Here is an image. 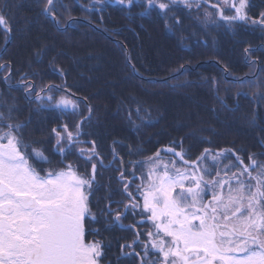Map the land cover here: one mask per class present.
Masks as SVG:
<instances>
[{
  "label": "snow or ice",
  "instance_id": "1",
  "mask_svg": "<svg viewBox=\"0 0 264 264\" xmlns=\"http://www.w3.org/2000/svg\"><path fill=\"white\" fill-rule=\"evenodd\" d=\"M139 2L93 0L92 5H83L75 0V5L89 11L93 8L102 11L106 3L131 9ZM144 3L141 16L158 8L165 27L173 35L190 31L191 36H198L195 28L186 25L177 14V6L183 5L188 10V19L194 21L213 44L217 40L212 35L214 28L227 27L233 35L239 24L259 25L264 29V10L257 13L259 18L250 15L251 0H216V3L211 0H144ZM36 4L38 22H51L56 32L69 40L70 34L79 32L85 21L93 31L97 30L89 17H74L73 6L63 0H36ZM9 8L7 3L0 8V25H4L6 32H11L4 15ZM193 11L197 13L195 16ZM58 12L65 17L63 20ZM128 16L131 19L132 13ZM100 20L103 23L102 15ZM102 30L128 53L126 45L116 39L119 35L116 29ZM189 38L182 34L177 37L184 47L188 46L185 41ZM55 40L52 37L51 45L41 44L34 50L36 63L44 62L55 47ZM201 43L207 45L209 40L202 39ZM255 50L249 45L244 52L250 57ZM60 55L63 53L58 52L57 56ZM57 56L51 57L49 68L60 77L59 84L44 82L38 71H22L0 57V83L8 89L5 94L4 88H0V264H101L102 259H107L105 249L110 242L86 241V234L99 236L115 228L134 234L130 241L120 237L125 242L119 244L116 264L121 261L126 264H264V161L258 159L264 152H248V164L231 147L205 148L194 160H189L185 157L190 156L191 151L185 150L183 139H179L171 141L176 147L165 146L146 159L129 160V168L116 146L127 147L129 156L144 149L142 146L133 149L125 141L113 138L109 145L111 159L105 163L106 157L100 150L103 134L95 116L96 106L88 97L72 91L67 79L71 70L58 65ZM126 62L137 71L130 57L126 56ZM249 63L255 66L261 61L253 58ZM186 71L182 64L174 75ZM223 71L226 78L232 75L226 65ZM13 73L19 74V80L14 79ZM36 76L40 77V84L33 79ZM235 82L242 86L231 96L236 104L242 96L264 100V92L260 91L264 80L254 73L251 79L235 77ZM248 84H254L257 91H244L243 86ZM13 89L23 92L29 108V115L23 120L18 116L23 109L18 97L12 94ZM129 99L135 100V97L129 96ZM217 100L224 108L237 110L235 104L229 105L224 97L217 95ZM121 108L137 129L140 125L133 121V111L142 123L145 117L141 112L149 111L139 102L132 108L123 100L117 111ZM210 110L217 111L215 107ZM49 121L55 126L49 127ZM34 122L35 127H32ZM249 123L256 126L255 118ZM36 131L46 136H35ZM201 131L215 133L216 129L209 126ZM200 139L212 143L208 137ZM261 140L264 148V138ZM164 155L176 159L165 161ZM71 156L76 160L69 159ZM228 156H233L236 163L218 167L221 158ZM177 160L182 166H177ZM205 161L212 162L213 167H208ZM232 168L237 171L231 172ZM106 169H115L118 173L115 177L118 188L112 189L111 177L107 183L103 181ZM137 169H141L139 176ZM126 172L132 179H127ZM136 180L140 182L135 183ZM117 192L127 200L113 199ZM113 204L122 207L114 209ZM129 215L141 219L135 224L123 223ZM145 223L151 224V230L142 232L136 227ZM97 224L102 227H95Z\"/></svg>",
  "mask_w": 264,
  "mask_h": 264
},
{
  "label": "trees",
  "instance_id": "2",
  "mask_svg": "<svg viewBox=\"0 0 264 264\" xmlns=\"http://www.w3.org/2000/svg\"><path fill=\"white\" fill-rule=\"evenodd\" d=\"M63 2L73 6L71 14L74 17H89L97 25V30L93 31L89 28L85 21L79 32L70 34L71 40H69L63 34L57 33L51 22H38L39 7L36 0H0V8H4L6 3L10 6L4 15L12 32L11 43L0 57L3 62H11L15 68L22 71H38L44 82L59 84L61 79L52 73L49 60L52 56H57L58 52L63 53L57 56L56 63L61 67L70 68V75L67 78L69 87H72V91L77 92L78 95L88 97L96 106L95 116L99 120L100 131L103 134L100 150L106 157L105 163L111 159L109 145L113 138L125 141L126 145H131L133 149L138 146L144 149L143 152L129 156L127 147L116 146L129 168H131V165L127 164L129 160L146 159L158 148L165 146L176 147L171 144V141L179 139H183L184 149L191 151V155L185 157L189 160H194L205 148L213 150L234 148L245 164L249 163L248 152H264V148L261 147V138H264V130H262L264 129V100L242 96L236 104L231 99L232 94L241 90L242 87L235 82V77L251 79L254 73L255 77L264 80V29L261 26L239 24L236 26L235 35L227 27L214 28L212 35L216 36L217 40L213 44L211 38L204 36L202 29L188 19V10L183 5L177 6V14L186 25L191 24L195 28L198 36H191L190 31L177 32L173 35L165 27V19L158 8L150 9L148 15L141 16L140 13L145 7L144 0L135 3L131 9L106 3L102 11H96L95 8L91 11L81 9L75 5V0H63ZM79 3L92 5L93 0H79ZM251 3L253 7L249 14L259 18L257 13L264 10V0H251ZM207 10L211 11V9ZM129 12L132 13L131 19L128 16ZM196 14L195 11L192 12L193 16ZM226 14L232 13L226 12ZM57 15L62 20L65 18L60 12ZM101 15L103 23L100 20ZM168 23L172 22L168 21ZM104 28L118 31L119 35L116 39L126 45L127 54L119 45L113 43L109 34L103 32ZM181 34L190 37L185 41L187 47H184L177 39ZM52 37L56 38L55 47L50 50L43 63H36L34 50L41 44L51 45ZM6 38L8 41L10 34L0 25V52L6 44ZM202 39H208L209 43L204 45L201 43ZM249 45L257 49L251 53L250 57L244 52ZM126 56L131 58L137 71L134 72L129 67ZM253 58L261 63L251 65L249 60ZM182 64L187 71L174 75L175 70ZM224 65L232 73L227 78L223 71ZM13 75L15 80H19V74L13 73ZM33 79L37 84L41 83L39 76ZM217 87L219 92L214 90V88L217 90ZM0 88H4L7 94L8 89L2 83ZM243 90L249 93L257 91L254 84L244 85ZM260 91L264 92V86L260 88ZM12 94L18 97V103L23 109L18 116L23 120L29 115L23 92L13 89ZM217 95L224 97L229 105L235 104L237 110L230 111L224 108L217 100ZM129 96L135 97V100L129 99ZM122 100L132 108H135L139 102L142 108L149 110L142 111L140 114L145 117L143 123L133 111L132 118L135 124L140 125L139 129L128 121L123 108L117 111ZM212 107H215L217 111H211ZM253 118L256 120V126H250L249 122ZM52 126L55 124L49 121V127ZM209 126L215 128L216 132L201 131L202 128ZM32 127H35V122ZM191 132H195L196 135H189ZM33 134L40 137L46 136V133L39 131ZM201 137L210 138L212 143L202 141ZM48 147H51V144ZM80 147L88 146L80 145ZM177 151H179L178 148ZM56 159L59 157L57 156ZM69 159L76 160V157L71 156ZM170 159L173 160V157ZM222 159L225 163H220L218 166L220 168H223L225 164L236 163L233 156L222 157ZM258 159L264 161V156H259ZM204 163L210 168L213 167L210 161ZM140 171L141 169H137V176L140 175ZM236 171L237 168L231 169V172ZM117 175L115 169H106L103 181L107 183L111 177V187L116 189L119 187L115 179ZM125 176L127 179H132L127 172ZM139 182V180L135 181V183ZM99 194L102 195L103 192ZM113 199L127 200V197L117 192ZM140 199L137 197V200ZM112 207L115 209L122 206L113 204ZM93 210L95 211V208ZM138 217L140 216L133 218L129 215L123 223L135 224ZM95 227L102 226L97 224ZM136 227L140 228V225L136 224ZM130 235L134 234L115 228L103 231L99 236L88 235V237L110 242V246L105 249L107 259L102 264H107L109 260L116 264L115 257L120 252L119 244L125 242L120 237L130 241L131 239H128ZM121 264H126V261H121Z\"/></svg>",
  "mask_w": 264,
  "mask_h": 264
},
{
  "label": "flooded vegetation",
  "instance_id": "3",
  "mask_svg": "<svg viewBox=\"0 0 264 264\" xmlns=\"http://www.w3.org/2000/svg\"><path fill=\"white\" fill-rule=\"evenodd\" d=\"M211 2L216 3V0H211ZM139 219H141V217H138V220H139ZM126 224H132V222H128V223H126ZM147 224L149 225L150 223H145V224H143V226L139 224V225H140V228H138V229H140L142 232H143L144 230H151V224H150L149 226H146ZM132 237H133V236L130 235L128 239H132ZM85 239H86V241L93 240L92 237H91V239H88L87 236L85 237ZM141 239H144V236H143V235L141 236ZM137 251H139V248H137ZM103 261H104V260L102 259V260H101V264H102Z\"/></svg>",
  "mask_w": 264,
  "mask_h": 264
},
{
  "label": "water",
  "instance_id": "4",
  "mask_svg": "<svg viewBox=\"0 0 264 264\" xmlns=\"http://www.w3.org/2000/svg\"><path fill=\"white\" fill-rule=\"evenodd\" d=\"M1 27L5 30L4 25H1ZM9 34H10V38L7 41V43L5 44V46L3 47L2 51L0 52V56L5 51V49L9 46V44L11 43V40H12V32H9Z\"/></svg>",
  "mask_w": 264,
  "mask_h": 264
},
{
  "label": "rangeland",
  "instance_id": "5",
  "mask_svg": "<svg viewBox=\"0 0 264 264\" xmlns=\"http://www.w3.org/2000/svg\"><path fill=\"white\" fill-rule=\"evenodd\" d=\"M250 25H251V24H250ZM252 26H255V25H252ZM214 90L217 91L215 88H214ZM171 157H172V156H170V155H165L164 160H165V161H168ZM170 160H171V159H170ZM173 160H174V158H173ZM220 163H223V164H224V163H225V162H224V159L221 158V162H220ZM225 165H227V164H225ZM177 166H182V165H180V164L177 162ZM229 173H230V172H229Z\"/></svg>",
  "mask_w": 264,
  "mask_h": 264
}]
</instances>
